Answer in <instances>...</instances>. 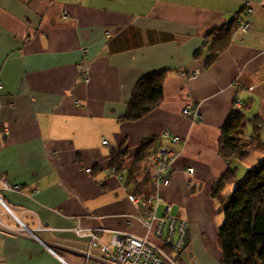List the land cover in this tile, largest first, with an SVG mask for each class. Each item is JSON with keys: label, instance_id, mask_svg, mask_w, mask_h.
Instances as JSON below:
<instances>
[{"label": "crops", "instance_id": "1", "mask_svg": "<svg viewBox=\"0 0 264 264\" xmlns=\"http://www.w3.org/2000/svg\"><path fill=\"white\" fill-rule=\"evenodd\" d=\"M238 17L252 30L233 34L206 69V36ZM150 77L162 102L125 121ZM236 99L251 103L246 118L258 117L264 143V0H0V176L20 187H0V264H109L78 229L99 245L128 235L160 247L128 200L126 172L109 169L122 149V170L133 165L144 140L181 154L155 214L169 207L187 223L179 264L219 261L212 186L248 159L218 154ZM192 105L197 123L182 115Z\"/></svg>", "mask_w": 264, "mask_h": 264}, {"label": "trees", "instance_id": "2", "mask_svg": "<svg viewBox=\"0 0 264 264\" xmlns=\"http://www.w3.org/2000/svg\"><path fill=\"white\" fill-rule=\"evenodd\" d=\"M48 1L53 3L55 0ZM244 20L245 18L242 20L239 17L235 18L223 29L206 36L204 46L209 53L204 64L206 69L211 67L231 44L235 29ZM152 83L153 77L138 82L128 105L125 121H141L162 102L158 90L152 86ZM241 104L240 110L233 107V112L220 130L218 154L226 161L241 162L252 152L264 156V143L260 138L261 128L258 117L247 119L245 112L251 109V103ZM248 126L251 134L246 141ZM154 145L153 140H144L134 164L124 170L121 160L128 153L122 149L111 155L112 164L109 169L115 174L126 172L124 186L132 189L134 196L138 198L147 199L155 194V187L146 173L148 158L160 148ZM238 166L229 168L213 183L211 190V198L217 204L216 213L223 218L217 231L219 264H264V158L258 160V166L247 171L239 180ZM231 184H236L235 189L232 193H227V188Z\"/></svg>", "mask_w": 264, "mask_h": 264}, {"label": "built area", "instance_id": "3", "mask_svg": "<svg viewBox=\"0 0 264 264\" xmlns=\"http://www.w3.org/2000/svg\"><path fill=\"white\" fill-rule=\"evenodd\" d=\"M250 15H252V11L247 8L246 16L250 17ZM66 19L67 16L64 13L63 20ZM252 27L253 24L245 19L235 29V34H247L252 30ZM80 70L84 74L83 69L80 68ZM84 77L86 78V74H84ZM241 107L242 104L239 100L234 102V108L236 110H240ZM182 115L191 120L192 123H197L201 120L199 111L193 105L185 108L182 111ZM162 139L168 140L175 145L182 144L178 138L171 137L167 132L162 134ZM179 157V151L165 147L157 149L148 158L146 167L149 180L155 187V195L146 199L134 196L133 191L128 193L129 202L143 215V217L139 218L141 226L161 242L160 247L152 244L147 239L128 235H114L111 238V244L109 246L99 245L96 235L79 229L76 231L80 237H91L92 247L100 246L103 261L109 264H176V260L172 258L171 254L173 253V256L177 258L178 255L188 250L189 231L187 223L177 217L170 216L169 207L165 208V214L162 219L156 218L155 215L161 203L159 191L170 185L171 177L174 173L173 165ZM86 172L90 173L89 170ZM111 172L113 173V171ZM185 173L191 176L194 170L186 169ZM0 187L4 191H19L20 189L19 186H12L2 176H0ZM0 204H2L1 201ZM6 212L10 213L7 209ZM20 229V231H24V227L21 225Z\"/></svg>", "mask_w": 264, "mask_h": 264}, {"label": "rangeland", "instance_id": "4", "mask_svg": "<svg viewBox=\"0 0 264 264\" xmlns=\"http://www.w3.org/2000/svg\"><path fill=\"white\" fill-rule=\"evenodd\" d=\"M253 117H251V119H252ZM250 119V120H251ZM249 132H250V134H251V131H250V127L248 126V134H249ZM176 138H178V137H176ZM179 140H180V138H178ZM181 141V140H180ZM175 145V144H174ZM264 158V156L263 155H260V154H256V153H251V155L248 157V159H247V161H250V160H252V159H254V161H253V163H249L248 165L246 164V163H248L247 161L245 162V163H243V162H241V164L238 166V171H237V179L239 180V179H241L245 174H246V172L247 171H249V170H252L253 168H256L257 166H258V164H256L257 163V161L259 160V159H263ZM255 164V165H254ZM91 172V171H90ZM235 186H236V184H231V185H229L228 186V188H227V193H232L233 191H234V189H235ZM216 217H217V220H218V222H219V227H220V225L222 224V222H223V218H222V216L221 215H219V214H216ZM24 232V231H23ZM190 247V246H189ZM216 247H217V243H216ZM189 249V248H188ZM187 251H190V250H187ZM186 251V252H187ZM185 252V253H186ZM214 252V251H213ZM184 254V253H183ZM182 253L180 254V255H178V257L177 258H175V256H173L174 254L172 253L171 255H172V258H174L175 260H176V264H179V262H180V257H181V255H183ZM215 255H216V257H218V255H219V250H218V248L217 249H215ZM207 264H219V261H217V262H215V263H207Z\"/></svg>", "mask_w": 264, "mask_h": 264}, {"label": "bare ground", "instance_id": "5", "mask_svg": "<svg viewBox=\"0 0 264 264\" xmlns=\"http://www.w3.org/2000/svg\"><path fill=\"white\" fill-rule=\"evenodd\" d=\"M181 155V154H180ZM113 174H115V172H113ZM155 195V194H154Z\"/></svg>", "mask_w": 264, "mask_h": 264}]
</instances>
